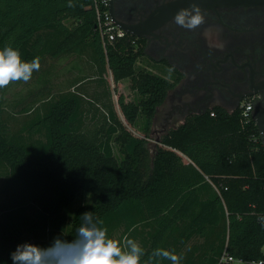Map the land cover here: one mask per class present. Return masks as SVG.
<instances>
[{
	"label": "trees",
	"instance_id": "obj_1",
	"mask_svg": "<svg viewBox=\"0 0 264 264\" xmlns=\"http://www.w3.org/2000/svg\"><path fill=\"white\" fill-rule=\"evenodd\" d=\"M71 3L0 0V49L10 45L25 61L40 57L32 74L40 72L35 90L14 108L49 84L50 69L42 68L47 61L76 56L90 71L73 77L55 97L27 100L18 112L30 116L17 128L3 118L0 89V230L16 222L30 239L67 230L71 240L81 215L92 212L110 238L121 231L122 240L137 241L145 261L164 248L182 256L181 264H222L224 252L264 262V149L253 122L244 123L239 108L215 106L171 127L152 145L150 127L172 84L136 70L143 44L130 35L104 52L90 0ZM106 72L113 84L128 78L138 99L119 95L117 111ZM89 81L101 90L90 91ZM80 193L93 201L69 218L67 208ZM2 239L0 264H13L11 253L20 243L12 238L6 249Z\"/></svg>",
	"mask_w": 264,
	"mask_h": 264
},
{
	"label": "flooded vegetation",
	"instance_id": "obj_2",
	"mask_svg": "<svg viewBox=\"0 0 264 264\" xmlns=\"http://www.w3.org/2000/svg\"><path fill=\"white\" fill-rule=\"evenodd\" d=\"M178 1L112 3L115 19L141 34L127 35L143 44L142 57L168 68L172 87L160 106L167 105L168 121L215 106L232 112L250 102V122L264 149V4L203 0L196 5L203 23L189 30L174 21L180 10L169 12ZM167 5L168 18L161 21Z\"/></svg>",
	"mask_w": 264,
	"mask_h": 264
},
{
	"label": "clouds",
	"instance_id": "obj_3",
	"mask_svg": "<svg viewBox=\"0 0 264 264\" xmlns=\"http://www.w3.org/2000/svg\"><path fill=\"white\" fill-rule=\"evenodd\" d=\"M68 6L74 7L71 0ZM174 21L181 27L194 30L203 23V15L201 9L193 5L178 11ZM40 66L39 56L25 61L18 49L5 46L0 49V89L15 82L27 83ZM81 218L82 223L71 240L63 234L47 246L32 243L18 245L11 253L13 264H159L161 260L181 264L182 256L164 248L154 249L148 260H142L145 250L137 241L110 238L108 228L92 212L83 213ZM259 220L264 227V216Z\"/></svg>",
	"mask_w": 264,
	"mask_h": 264
},
{
	"label": "rangeland",
	"instance_id": "obj_4",
	"mask_svg": "<svg viewBox=\"0 0 264 264\" xmlns=\"http://www.w3.org/2000/svg\"><path fill=\"white\" fill-rule=\"evenodd\" d=\"M70 57L71 56L62 60L60 64L58 63V61L50 60V61H47L42 66V68H45L46 70L50 69V74L48 76L49 84L43 89H40L38 91L40 92L39 93L40 95L37 93L35 97L28 98L27 99L28 101H33L36 98L38 99L39 97L41 99H45L46 97L47 98L55 97L56 95H58L59 92L67 89L68 84H69L68 81L74 77L73 75L74 73L72 72L70 73V70L68 68L63 69V67H65L67 60ZM64 62L66 63L64 64ZM135 67H136V70L146 69L149 72L155 75L162 76L163 78H166L168 80V68L164 66L163 64L154 63L144 57H141L137 60ZM85 71L90 72L88 71V69H86ZM39 73H37L36 75H33L32 78L27 83L23 81L15 82V83L10 84L8 87L4 88L2 107L4 108L5 113L3 114V118L6 120V124L9 127L17 128L23 122H25L26 119L29 118L30 115H26L25 113L18 112L24 103L26 105L27 100L25 102L23 101L22 103H20L16 108H14L13 106L18 101L26 98V95L28 92H30L33 89L35 90L36 88L35 82L36 80L39 79V76H38ZM105 76L109 84V89L112 95V100L115 104L117 111H118V106L116 105V100L119 95L124 96V99L126 101L138 99L136 93L130 89V81L128 78L120 80L118 83L113 84L109 76V72H106ZM89 82H93V81H89ZM94 85H95L94 82L90 84V86L88 87L90 91L99 92L102 86H96L93 88ZM14 109H16V111H13ZM167 112H168L167 105H163L162 107H160L159 112L157 113L155 119L152 122V125L150 127V136L152 139H149L152 145H154L156 140L161 135L166 133L168 129H170L173 126H176L178 123L183 121V118H174L168 121ZM34 115L35 114H33V116ZM143 124H144L143 118L142 117L138 118V121L134 128L135 133L137 135L141 133L140 131L143 128ZM2 189H3V177L0 176V205L3 200V194L1 192ZM92 201L93 200L89 195H86L85 193H80L67 208V213H68L69 218L73 216L77 207L81 206L83 203H87V202L91 203ZM7 226L8 227H5L3 230L2 229L0 230L2 232L0 238L1 239L3 238L2 239L3 245L6 249H9L12 247L11 246L12 244L10 243L12 238H14L15 241L19 242L20 244L32 243V244L40 245V246H47L53 241L55 237L63 235V234L66 235L67 233V230L63 234L62 233H49L47 235L45 234L43 239L36 240V239H30L22 230H19L16 222L8 223ZM120 234H121V231H117L116 233L113 234L111 238L122 240ZM16 248L17 246L13 247L14 250L12 251V253L16 250ZM262 251L264 252V245L262 247ZM231 264H238V263L234 261Z\"/></svg>",
	"mask_w": 264,
	"mask_h": 264
},
{
	"label": "built area",
	"instance_id": "obj_5",
	"mask_svg": "<svg viewBox=\"0 0 264 264\" xmlns=\"http://www.w3.org/2000/svg\"><path fill=\"white\" fill-rule=\"evenodd\" d=\"M91 7L95 17V28L97 30L101 46L106 52L107 47L114 41L123 38L127 33L122 30L113 20L109 11V0H90ZM251 103L247 102L240 108V116L244 123H249ZM214 112H210V116H213ZM236 261L238 264H264L263 261H244L241 259H235L224 252L219 263H232Z\"/></svg>",
	"mask_w": 264,
	"mask_h": 264
},
{
	"label": "water",
	"instance_id": "obj_6",
	"mask_svg": "<svg viewBox=\"0 0 264 264\" xmlns=\"http://www.w3.org/2000/svg\"><path fill=\"white\" fill-rule=\"evenodd\" d=\"M203 0H182V1H178L174 4L173 7H171L170 9H172V11L169 10L170 13H174L175 9L176 11L181 10V9H185L187 7H191L193 5H197L198 3H201ZM240 3L243 4H249V3H258V4H264V0H239ZM112 3L113 0H109V11L110 14L114 20V22L122 29L124 30L127 34L132 35L133 37H141V34H138L136 32L131 31V29L126 28V26H124L123 24L119 23L114 15H113V11H112ZM163 13V11H162ZM164 14H162V16L159 18V20L164 21L165 19L168 18V5L164 7ZM257 124L258 129L259 128V124Z\"/></svg>",
	"mask_w": 264,
	"mask_h": 264
},
{
	"label": "crops",
	"instance_id": "obj_7",
	"mask_svg": "<svg viewBox=\"0 0 264 264\" xmlns=\"http://www.w3.org/2000/svg\"><path fill=\"white\" fill-rule=\"evenodd\" d=\"M64 60V59H63ZM78 59L76 58V56H71L68 60H67V63L66 62H64V64H65V67H63V69L64 68H68L69 70H70V73L72 72V73H74L73 75H74V77L75 76H77L80 72V74H82L83 73V71H85L86 69H87V67H88V65L87 64H85L84 63V61H77ZM62 62V60H59L58 61V63L60 64ZM78 63V64H75V63ZM63 65V64H62ZM61 67V66H60ZM183 122V121H182ZM182 122H180V123H182ZM180 123H178V124H180ZM177 124V125H178ZM195 241L196 242H198V244L199 243H201L203 240H201V239H195ZM186 247L187 246H185L184 248L186 249Z\"/></svg>",
	"mask_w": 264,
	"mask_h": 264
}]
</instances>
